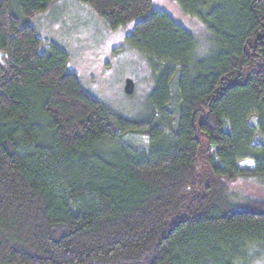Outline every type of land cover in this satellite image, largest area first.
Returning a JSON list of instances; mask_svg holds the SVG:
<instances>
[{
    "label": "trees",
    "instance_id": "16d2710c",
    "mask_svg": "<svg viewBox=\"0 0 264 264\" xmlns=\"http://www.w3.org/2000/svg\"><path fill=\"white\" fill-rule=\"evenodd\" d=\"M0 0V264H251L264 256V0H75L147 60V111L105 106L33 18ZM129 132L145 140L127 141ZM255 186V185H254ZM252 258V259H251ZM251 259V261H250Z\"/></svg>",
    "mask_w": 264,
    "mask_h": 264
},
{
    "label": "rangeland",
    "instance_id": "374dc122",
    "mask_svg": "<svg viewBox=\"0 0 264 264\" xmlns=\"http://www.w3.org/2000/svg\"><path fill=\"white\" fill-rule=\"evenodd\" d=\"M151 3L153 8L166 12L190 31L197 41L198 51L206 52L208 32L198 18L185 13L175 0H151ZM11 10L22 20L15 0H11ZM33 23L43 40L40 49L47 51L50 43L61 47L68 55V68L77 73L82 86L105 106L133 119L146 113L154 80L147 60L125 41L134 21L110 30L86 4L55 0L46 12L33 18ZM126 78L134 84L130 94L123 90ZM144 140L136 133H128V143L141 144ZM235 183L239 191L264 196V189L249 180L238 179ZM251 264H264V256Z\"/></svg>",
    "mask_w": 264,
    "mask_h": 264
},
{
    "label": "water",
    "instance_id": "95a60500",
    "mask_svg": "<svg viewBox=\"0 0 264 264\" xmlns=\"http://www.w3.org/2000/svg\"><path fill=\"white\" fill-rule=\"evenodd\" d=\"M133 88H134L133 81L130 78H126L123 85L124 92L130 94L132 93Z\"/></svg>",
    "mask_w": 264,
    "mask_h": 264
}]
</instances>
